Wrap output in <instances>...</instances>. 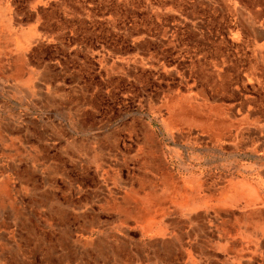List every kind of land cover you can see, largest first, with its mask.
Masks as SVG:
<instances>
[{
    "label": "rangeland",
    "instance_id": "obj_1",
    "mask_svg": "<svg viewBox=\"0 0 264 264\" xmlns=\"http://www.w3.org/2000/svg\"><path fill=\"white\" fill-rule=\"evenodd\" d=\"M57 8L29 68L40 83L17 64L0 82V264H120L124 250L155 249L134 219L165 213L168 174L180 203L185 147L204 144L193 130L229 129L240 95L264 107V0ZM179 107L193 119L175 120ZM145 192L161 197L149 215Z\"/></svg>",
    "mask_w": 264,
    "mask_h": 264
},
{
    "label": "crops",
    "instance_id": "obj_2",
    "mask_svg": "<svg viewBox=\"0 0 264 264\" xmlns=\"http://www.w3.org/2000/svg\"><path fill=\"white\" fill-rule=\"evenodd\" d=\"M62 1L0 0L1 83L5 68L16 64L26 68L25 81L29 72L32 84L40 83L29 68L32 60H45L50 20L61 17L56 4ZM240 96L244 105L228 110L237 119L233 126L217 137L200 127L191 133L196 139L188 138L204 144L187 142L180 203L165 201V213L156 222L133 218L137 235L144 244L155 240V249L124 250L120 264H264V107Z\"/></svg>",
    "mask_w": 264,
    "mask_h": 264
},
{
    "label": "bare ground",
    "instance_id": "obj_3",
    "mask_svg": "<svg viewBox=\"0 0 264 264\" xmlns=\"http://www.w3.org/2000/svg\"><path fill=\"white\" fill-rule=\"evenodd\" d=\"M175 114H174L175 117H176L175 120H183L185 122H189L190 120L193 119L192 117H190V115L188 113H186V111L184 109H182L180 107L175 111ZM204 124L207 127H210L211 129H215V128L211 127L213 125L212 122H207L206 121V122H204ZM201 125L203 126L202 123H201ZM167 176L164 177V180H163V183H162L163 186H162L161 189L165 193V195H163V197L164 196H166L165 198H168V197L170 198L171 197L170 198V201H173V199H175L179 195V193H178V190L177 189H174L173 187H171L170 184H171V182L172 183L179 184V182L171 174H168ZM167 180H170V181L168 182ZM139 199H140L139 202L144 207L147 215L151 214L154 211L153 207H151V206H153L155 204L157 205V204H160L161 203V197H158V195H156V193H148V192H145L144 194H142L141 196H139ZM142 217L144 218L143 215L141 216V218ZM152 217H153V215H152Z\"/></svg>",
    "mask_w": 264,
    "mask_h": 264
}]
</instances>
